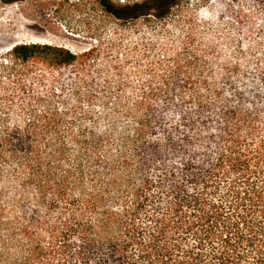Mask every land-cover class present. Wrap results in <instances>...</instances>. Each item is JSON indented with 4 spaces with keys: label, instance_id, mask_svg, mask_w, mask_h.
Here are the masks:
<instances>
[{
    "label": "trees",
    "instance_id": "1",
    "mask_svg": "<svg viewBox=\"0 0 264 264\" xmlns=\"http://www.w3.org/2000/svg\"><path fill=\"white\" fill-rule=\"evenodd\" d=\"M94 1L116 27L179 2ZM244 30L263 35L264 17ZM140 41L103 84H43L17 113L4 89L0 264H264V37L232 58L192 28L174 46ZM6 56L10 75L32 61L101 73L95 49Z\"/></svg>",
    "mask_w": 264,
    "mask_h": 264
},
{
    "label": "rangeland",
    "instance_id": "2",
    "mask_svg": "<svg viewBox=\"0 0 264 264\" xmlns=\"http://www.w3.org/2000/svg\"><path fill=\"white\" fill-rule=\"evenodd\" d=\"M112 1L126 5L143 0ZM263 17L264 0H179L164 21L149 27L138 19L116 27L101 14L94 0H0V57H7L15 46L29 44L59 47L76 55L95 49V70L101 71L82 79L75 67L48 70L33 61L24 65L12 62L17 72L12 75L0 66V99L8 89L7 96L14 97L17 113L21 104L43 92V84H103L106 78L114 77L112 63L122 62L124 55H136L143 37L174 46L191 28L198 40L214 42L222 56L232 58L240 41L251 43L264 37L257 32L246 37L244 30L247 24L256 26ZM163 25L169 34L160 28ZM129 68L125 66L124 72ZM130 79L137 81L131 75ZM18 84H23L30 95L19 93Z\"/></svg>",
    "mask_w": 264,
    "mask_h": 264
}]
</instances>
